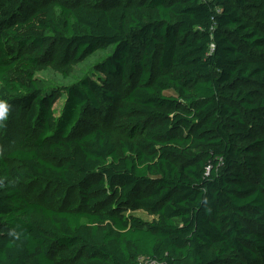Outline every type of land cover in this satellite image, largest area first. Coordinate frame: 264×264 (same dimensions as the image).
Here are the masks:
<instances>
[{"label": "trees", "instance_id": "16d2710c", "mask_svg": "<svg viewBox=\"0 0 264 264\" xmlns=\"http://www.w3.org/2000/svg\"><path fill=\"white\" fill-rule=\"evenodd\" d=\"M35 1L0 0V100L35 138L0 172L81 202L0 180V264H264V137L239 144L242 110L264 126V96L245 89L264 88V0ZM49 42L67 67L115 46L101 80L62 88L58 117L37 77Z\"/></svg>", "mask_w": 264, "mask_h": 264}, {"label": "rangeland", "instance_id": "374dc122", "mask_svg": "<svg viewBox=\"0 0 264 264\" xmlns=\"http://www.w3.org/2000/svg\"><path fill=\"white\" fill-rule=\"evenodd\" d=\"M50 0H36L34 6H41ZM59 3L73 4L77 1L85 3L88 5H100L103 7L111 6L115 3H120L123 0H54ZM260 8L264 9V4L260 5ZM257 13L256 9L251 11L254 15ZM55 43L49 42L46 44L47 55L45 58L44 66L38 70L37 77L40 79V84L46 89L47 92L55 91L56 99L54 102L55 114L58 117L60 115L61 109L67 99V94L62 90L64 86L74 84L81 80L85 76H90L96 80H101L103 74L99 73L96 66L99 61L110 55L114 50V45L108 47L107 49H101L96 51L91 55H86L76 60H71L70 67L66 65L57 64V47ZM69 69L68 73H63L61 69ZM138 82L137 77L123 83H119L117 87L124 91L126 88L136 85ZM246 90L251 91V93L259 98L264 96V88L256 84H247L245 86ZM16 116V112H13ZM101 115V114H99ZM242 115L245 120V126L249 129L247 137L240 136L239 144L249 143L258 138L264 137V126L261 122L255 119L249 112L242 110ZM5 126H7L3 132H0V156H6L11 150L17 147L31 146V142L35 139L29 135L26 129L25 115L16 116L13 119L2 121ZM123 120L117 116V120L109 126L113 129L117 137L124 135L122 124ZM115 124H119L116 126ZM17 164L10 162V167L13 168ZM0 180L4 184L6 189L18 188L20 189L30 201H38L45 203L53 208H65L72 204L74 201L80 204L81 198L78 191H72L69 193L68 200H58L55 202H47L48 198L52 195V186L48 185L41 193L37 194L35 192L36 186L39 182H29L21 181L14 176L6 177L3 172H0ZM125 214H134L136 216L142 217L143 219L150 221L154 218L153 214L147 210L141 209L139 207H126L124 210Z\"/></svg>", "mask_w": 264, "mask_h": 264}, {"label": "clouds", "instance_id": "9594fccd", "mask_svg": "<svg viewBox=\"0 0 264 264\" xmlns=\"http://www.w3.org/2000/svg\"><path fill=\"white\" fill-rule=\"evenodd\" d=\"M10 113V105L7 101L0 100V122L8 119Z\"/></svg>", "mask_w": 264, "mask_h": 264}]
</instances>
